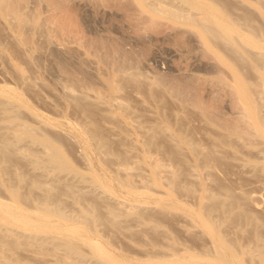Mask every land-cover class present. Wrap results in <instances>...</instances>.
<instances>
[{"label":"rangeland","instance_id":"1","mask_svg":"<svg viewBox=\"0 0 264 264\" xmlns=\"http://www.w3.org/2000/svg\"><path fill=\"white\" fill-rule=\"evenodd\" d=\"M202 1L236 16L246 10L254 22L264 14V0H145L159 13L143 0H25V19L33 21L24 35L35 47L18 53L16 32L0 12V205L28 217L0 218V264H174L181 256L200 264H264L247 251H264L263 142L232 140L215 159L198 157L215 143L202 114L241 126L242 114L264 120V97L257 111L244 108L246 100L216 79L230 81L229 69L238 67L252 84L251 67L240 68L218 46H211L217 57L205 53L196 28L169 15L197 14ZM262 39L264 33L254 38ZM119 64L126 72L115 70ZM64 86L85 96L75 100ZM21 122L51 138L72 170L47 162V148L23 133ZM172 131L192 145H176ZM213 199L230 201L233 213L213 208ZM43 208L59 215L45 216ZM43 217L51 232L81 230L76 251L56 247L52 237L28 236ZM201 218L238 262L216 260Z\"/></svg>","mask_w":264,"mask_h":264},{"label":"bare ground","instance_id":"2","mask_svg":"<svg viewBox=\"0 0 264 264\" xmlns=\"http://www.w3.org/2000/svg\"><path fill=\"white\" fill-rule=\"evenodd\" d=\"M24 1L25 0H0V12L3 14L5 18H7L6 23L13 26V31L16 32L15 36L12 34L11 36L16 42L15 50L18 53L23 52L24 50H30L33 47H35L33 38L29 35H24L25 28L33 21L32 19L27 24V21L25 19V11H22V6L24 5ZM143 3L153 12L159 13V11L156 10V8L154 7L155 6L154 4L152 3L148 4L147 2H145V0H143ZM241 3L242 1L240 2V4ZM214 6L212 5L211 2L208 3L202 1L195 4V7L199 10L197 14L195 13L193 15L190 14L185 16L183 13H180L178 10H172L169 12V15L173 19H177L180 16H184V22L188 25H191L192 27L194 26V29L196 28L198 36L202 38V44L204 45V47L205 46L207 47L206 49L204 48L206 50L205 53L210 51L212 54H214L217 57L218 53L216 52V48L212 50L211 46L214 47L218 46L219 48H221V50L226 52L227 56H229L232 60H234L235 63H237L238 65L241 64L242 66L239 65L240 68L243 67V64L245 66L248 65L249 67H251L252 69L251 71H253V73L254 72L256 73L255 78L257 77L256 81L253 82L252 84H250L248 81L247 83L246 80H244L245 78H243L242 76L243 74H241V77L243 79L240 77L238 67H237L238 69L237 68L235 69V67L230 68L231 67L230 65H232V63L229 64V66L227 64V66L230 68L229 71L231 72V76H230L231 82L229 80H225L226 78L221 75H218L216 79L218 80V82L219 81L221 83L223 82L222 84L225 83L226 85L224 84V86L226 87L227 90L231 89L230 91H234L235 94L237 93L238 97L241 96L242 99L246 100L247 106H243L244 108L257 111L259 106L262 105L263 102L261 101H262V97H264V43H261L263 39L260 40L259 42L254 40V38L257 39L260 37V33H264V22H263L264 14H262V20H260L259 22H254L252 20L250 13L247 12L246 10H239L238 13L239 14L241 13L240 16L238 15L236 16L231 14L230 8H226V6L218 9L215 8ZM246 45L249 48L253 46L255 47L256 50H251L252 49L251 48L249 50L253 52H250L245 48ZM229 62H231V60H229ZM126 68L127 67L124 64L122 65L119 64L115 66V70L122 72H126ZM253 73H251V75ZM227 77H229V74ZM105 79L109 83L108 85L111 88L113 89L116 88V86L112 83V76H106ZM64 88L66 89L67 95L75 100H80L85 96L82 93H74L65 86ZM256 95H258L259 99H257L256 97L257 103L254 105L253 101H255L254 97ZM5 100L7 101L8 98ZM203 110L204 109H202V111ZM204 111H206V109ZM200 117H202L204 121H206L205 123L207 125H210V127L212 126L213 130L215 131V132L213 131L215 133L214 134L215 137L213 136V142L215 143L211 147H208L206 149V152H199L202 155L198 157L199 158L201 157L204 162H207L211 159H215L218 151L223 149L225 146L231 147L232 140L241 139L246 141V140H250L251 138H256V139L259 138L264 144V120H262L260 114H242L241 118L247 120V124L242 126L231 125L229 123L223 122L221 121L222 119L220 120L218 118L219 116L217 117V115L215 116L213 114L204 113ZM18 124L21 126L23 133H25L29 138L38 141L40 144H42L44 147L47 148L45 151L46 152L45 159L47 160V162L54 164L60 170H72L71 165L68 164L61 150L58 148V146L54 143V141L51 138L42 135L38 131V129H36V127H33L29 124L22 122ZM171 136L173 141H176L175 143L176 145L178 141L186 142L189 146L192 145V143H189L188 138L185 137L181 138L177 136V134L174 131L171 132ZM97 143L99 145H103L105 144V141L101 136H99L97 139ZM6 144H9V142ZM5 152H6V147L0 146V154H5ZM199 153L197 152L198 155H200ZM160 167L162 168L163 166ZM166 168L167 167L162 169H166ZM208 169L209 168H207L206 170L208 171ZM68 172L69 171H67V174ZM122 183L124 187H126V189H128L129 191L134 190L133 186L130 183L126 181H123ZM10 193L11 196L14 198V200L15 199L19 200L21 197L15 188H11ZM251 196L253 197L254 195ZM249 197L248 199H250ZM213 200H214L212 201V205L214 206L213 208L227 212L228 215H231L233 213V210L231 208L232 204L230 203V201H228L227 203H223L220 200H215V199ZM42 211L44 212L45 216L59 215V212L56 209H52V208H43ZM10 217L28 218L27 216H24V214L20 210H17L15 207L6 204H1L0 218L9 219ZM201 222L205 226V231L210 235L209 237H211L214 240V252H215L216 260L224 263L228 261L238 262L239 261L238 253L229 247V245L224 241V239H222V237L218 234V232L211 225V223H209L207 219L204 218H201ZM45 227L46 228L50 227V224L47 218L43 217L40 219L41 229L30 231L28 236L34 240L45 239L50 237L55 238L56 247H60L62 249L64 248L71 252L76 251L75 239L83 238V234L81 230L74 231L76 235L70 236L67 232L60 230V227H51L53 229L52 232L50 229H46ZM5 229L7 230L8 228ZM39 231H43L45 235L39 236ZM211 242L213 243V241ZM92 248L94 249V247ZM254 249L255 248L253 247H249L247 249V251L251 256L250 261L255 260L253 254L256 253L258 256L256 257V260L260 263H264V251L263 250L255 251ZM186 257L181 256V259L176 260L174 264H200L199 262L187 261L184 259Z\"/></svg>","mask_w":264,"mask_h":264}]
</instances>
